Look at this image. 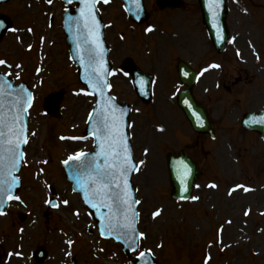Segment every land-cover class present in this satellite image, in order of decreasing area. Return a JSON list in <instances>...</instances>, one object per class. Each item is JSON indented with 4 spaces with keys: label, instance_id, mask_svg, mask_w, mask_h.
<instances>
[{
    "label": "rangeland",
    "instance_id": "rangeland-1",
    "mask_svg": "<svg viewBox=\"0 0 264 264\" xmlns=\"http://www.w3.org/2000/svg\"><path fill=\"white\" fill-rule=\"evenodd\" d=\"M255 1L264 4V0ZM194 3L198 6L193 0L184 8L186 13L183 9L178 10L180 14L170 24L169 19L163 18L164 14L170 15V11L161 12L156 7V0H145L152 17L149 24L156 27L158 21L163 22L160 23L162 32L157 28L148 34L145 33L146 26H136L127 20L118 0L102 8L109 25L107 40L113 66H122L126 59H132L134 63L143 64L144 71L151 73L156 82L155 97L149 104H143L130 90L127 80L118 79L121 80L118 82L120 101L133 107L136 159L144 162L138 177L141 184L139 197L143 199L140 230L148 238L142 247L154 250L161 264H204V261L208 264H264V143L252 138L247 142L245 136L237 135L242 131L239 128L242 111L263 110L264 96L254 97L250 106L238 103L240 101L237 106L229 105L235 100L234 95H227L226 100L221 95H213L217 91L215 87L204 86L208 75L197 85V100L207 105L213 121L219 125L218 141L212 144L223 153L222 158L227 160L225 164H220L222 158L209 160L199 153L200 146L208 138L198 136L194 140L184 116L172 100L178 89L175 67L179 60L199 69L209 61L221 59L227 64L229 78L246 73L247 82L254 83L258 77L264 81V6H261L263 11L258 7L253 9L251 15L242 14L244 8L250 9L246 2L242 7L235 6L231 12L233 34L237 37L235 46L223 56L215 55L205 60L200 54L210 45L206 34L193 25L192 19H200V11L196 13ZM63 9L60 0H12L2 8L15 20L16 30L0 48V56L12 65L11 77L32 88L35 100L29 115L26 159L20 173L23 184L20 200L0 216L1 264H35L31 258L38 246L50 253L45 264H70L72 257L79 264H113L112 251L119 250L111 242L100 241L94 221L73 193L61 165L64 158L78 149H91V144L77 145L72 138L83 135L94 106V100L84 94L77 69L69 58L61 27ZM167 23L176 28L172 31H176L172 32ZM186 23L187 30L195 31L201 38L197 45L191 44L188 38L184 44ZM8 43H12L9 51ZM26 47H32L31 51H26ZM236 51H241V58H236ZM255 52L259 59L253 55ZM170 79H173L172 83ZM57 92L65 94L61 111L56 116L46 115L44 100ZM159 129L160 136L156 137L154 132ZM184 129L193 137L192 141H197L196 145L190 144L188 136L181 140L180 133ZM182 148H193L194 156L202 162L208 176L201 178L202 183L189 201L178 204L170 198L165 160L168 152L175 153ZM206 149H210L209 144ZM160 158L165 167L161 176L164 181L159 187L165 188L166 193H155L152 189L155 185L151 177H155L157 167L161 168V163L156 165ZM220 169L227 171V175H220ZM216 176L224 180L208 179ZM208 182L216 184L206 189ZM49 185L58 194L59 211L46 206L45 199L49 196L46 186ZM216 186L218 191H215ZM231 187L241 188L231 192ZM249 187L255 190L248 195L244 190ZM65 201L67 205L63 206ZM245 210L250 212L248 216ZM157 212L159 215H154ZM20 214H25L27 220L21 222ZM218 228L223 229V239L217 236ZM9 252L22 253L25 257L20 260L7 257ZM70 253L71 258L67 259L66 254Z\"/></svg>",
    "mask_w": 264,
    "mask_h": 264
},
{
    "label": "water",
    "instance_id": "water-1",
    "mask_svg": "<svg viewBox=\"0 0 264 264\" xmlns=\"http://www.w3.org/2000/svg\"><path fill=\"white\" fill-rule=\"evenodd\" d=\"M123 1L127 6L131 7L135 4V1L137 0H123ZM80 3L82 5L81 11H78V10H76L75 12L70 11L69 16L66 18L65 24H64L66 33L68 35L67 42L70 46L72 55L76 58L78 65L80 64V62L78 61L79 55H81L82 53H88L89 51L93 49H96L99 52H101L103 58L105 56V50L102 45L99 30L96 34L89 35V30L87 27H85V24L88 23L90 20V18L87 16L88 9L86 8V5L91 4L92 0H83ZM206 19H207V22L209 23V16L207 13H206ZM97 38H98L99 46H97ZM84 82L87 85H89L85 80ZM149 82L150 80H148V83ZM189 82H191V79ZM0 93L14 94V95H8V96L0 95V129L8 130L13 117L18 115L20 119L17 122L16 127L19 128L23 126L25 129L26 136H27V110L30 106V102L28 99L29 96L27 92L23 90L22 86L14 88L12 82L6 80L5 77H1L0 78ZM15 95L19 97V100L16 99ZM61 96L62 95H56L52 97L51 98L52 100L48 102V106L53 112H56L58 110ZM18 101L19 103H17ZM185 103L190 105V108L192 111V112H189V110L187 111L188 108L185 109L189 117L192 118V113L196 112L197 114L200 115L201 119L205 121V123H207L206 114L202 112L203 110L200 107H198L195 104V102H193V98L191 97L189 93H187L186 95H182L180 97V105L184 106L185 108ZM100 115H101V111L97 110L93 120H91L92 123L96 121V119H98ZM111 121H113L112 112H108L99 118L98 124L99 126H102L104 122L110 123ZM193 125H194V128L199 132H212L210 130L211 126L209 122L205 128L197 126L194 121H193ZM91 126H89L88 128V134L90 133L93 136H95L97 139L98 137L100 139L99 144H97L98 153L94 154L93 156L85 157L84 159L87 160V165H88V170H86V174H90L95 177L91 180H86L84 178L83 172L81 171V168L77 164L78 160L72 161L66 167L68 178L74 183L75 189L80 191L82 194H86L87 189H96L98 185H103V183L107 180V178H101L98 175L97 164H99L101 170H105V157L103 155V152L106 151L108 147L105 141L102 139L104 135H102L100 129L97 132H94L91 129ZM246 126H248L247 123H246ZM250 128H253V127H250ZM253 129L258 131L264 137V126H256ZM101 143H103V145H101ZM7 147H8L7 144L0 145V149H2L0 150V211H2V209L6 207L10 199L15 198V195L17 194L20 188L19 182L15 179L14 176L19 171V168H20L19 165H20V162L22 161V158H19L17 160V165H16L15 170L10 171L9 164L5 163V160H4V159H7V156H8ZM176 163H181L186 169L189 168V164L185 160H181L180 162L172 160L171 161L172 170H173L174 165H176ZM109 164H111V158H109ZM110 168H108L107 170L109 171ZM172 176H173V183L175 187V191L173 195L178 198L179 197L180 198L189 197V195L191 194L192 186H193L192 180H196L197 175L196 174L193 175L192 180H189V177L186 178V182L183 183V187H186L185 191H183V188L181 191L180 186L176 182L174 174H172ZM13 178L15 179L14 185L11 184V181L13 180ZM93 181H96V183H93ZM9 187H11L10 192L8 191ZM102 207L108 209V216L110 217L112 221L117 222V223L123 222L126 216L131 214V211H129L128 208L126 207L119 208L115 202L111 205L102 206ZM132 210H133V207H132Z\"/></svg>",
    "mask_w": 264,
    "mask_h": 264
},
{
    "label": "snow or ice",
    "instance_id": "snow-or-ice-1",
    "mask_svg": "<svg viewBox=\"0 0 264 264\" xmlns=\"http://www.w3.org/2000/svg\"><path fill=\"white\" fill-rule=\"evenodd\" d=\"M96 2L97 0H92L91 4L86 5V8L88 9L87 16L90 18V20L88 23L85 24V27L88 28L89 35H94L98 32V24L95 20V15H94V5ZM104 2L107 3L108 0H104ZM214 6H218V0H215ZM0 27H3V25L0 24ZM148 30L151 31V29ZM97 46H99L98 38H97ZM3 63L4 61H0V64ZM212 67H219V66L213 65ZM90 87H94V89H100L102 91L103 87H110V85H108L107 82L103 81L102 79H97L94 84L90 82ZM28 99L30 102L31 99L30 95ZM19 119L20 118L18 115L13 117L12 122L9 125V129H8V139L6 141H3L8 145L7 159H8L10 171L15 170L17 160L23 156V152L20 151V146L22 144L27 143V136L24 127L23 126L19 128L16 127V124L19 121ZM260 122L264 123V118H262ZM104 127L108 129L111 140L107 150L103 152V155L105 157V170H101L99 164H97V173L101 178L111 177L112 182H115L117 179H121L123 181L122 191L118 195L122 203L128 206L129 211H131L132 213V221H134L136 217V213L135 211L132 210V203H138V201H132L131 197L128 195L126 177L130 171H137L138 169L131 159L128 146L125 143V137L123 136L122 132H120L119 125L116 122V120H113L110 123L106 122L104 124ZM3 137H4V133L0 131V140H2ZM84 155L86 154L80 153L77 156L72 157V159H80ZM109 157H111V164H109ZM110 167L115 168V171H108L107 169ZM93 183H96V181H93ZM11 184L13 185L15 184L14 178L11 181ZM116 187L121 188V184L117 183ZM8 191L9 192L11 191V187L8 188ZM107 191L108 189L106 186L98 185L97 188L94 190L93 194L96 196H104L107 194ZM65 203L67 202L65 201ZM92 206L96 207L97 205L93 203ZM154 215H159V212L155 213ZM125 227L129 228L130 231L134 233L135 229L133 228L131 221L126 223Z\"/></svg>",
    "mask_w": 264,
    "mask_h": 264
}]
</instances>
